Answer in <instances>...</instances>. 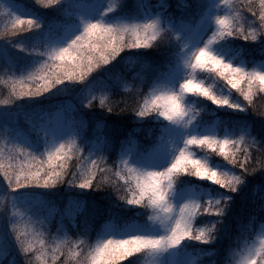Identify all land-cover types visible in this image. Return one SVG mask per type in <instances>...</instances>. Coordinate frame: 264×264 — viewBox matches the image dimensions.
I'll list each match as a JSON object with an SVG mask.
<instances>
[{
	"label": "clouds",
	"instance_id": "9594fccd",
	"mask_svg": "<svg viewBox=\"0 0 264 264\" xmlns=\"http://www.w3.org/2000/svg\"><path fill=\"white\" fill-rule=\"evenodd\" d=\"M108 2L109 0H100L101 4L106 5ZM111 2L116 9L115 14L101 15L95 19L102 20L106 27H110L117 37L115 43L123 44L124 47L119 54L101 47L100 51L106 52L107 59L98 53L86 52V56L93 57L91 62L87 59L84 61L85 68L90 63L93 65L89 75L63 88H54L57 93H67L69 87L80 85L75 103L73 100H65L58 103L54 110L59 111L66 104L78 109V106H82L83 109L94 110L97 107L94 103L97 99L96 93L101 92L105 96V102L104 106H101L99 101V107L112 112L108 110L109 98L119 90L124 94L135 96L132 112L134 121L138 125L149 120L155 122L154 127L148 130L149 135L146 139L151 140L150 132L155 130V125L165 124L177 131L176 146L157 159L133 161L129 165L132 169L131 178L126 183L109 182L96 188L103 189L106 185L110 186L111 192L106 193L115 196L114 206L125 211L130 210L134 214L125 217L110 212L101 226L95 229L94 234L88 226L76 225L77 236L82 241L81 251L73 258L68 253V248L74 242L73 239L68 245H62L65 258L61 264H116L119 258L126 256L131 257L130 264H169L171 253L184 250L193 257L195 264H264V215H260L264 212V189L260 185H257L251 193L252 202L258 205L259 211L239 220L236 231L228 238L222 254L217 247L225 240V224L236 194L246 185L250 176L264 172V168L259 165H254L257 169L255 172L240 171L238 166L230 164L228 156L222 153L220 148L225 145L231 152L239 155L251 152L250 149H254L256 144L264 148V137H259L251 130V125H246L244 122L231 130H228L226 124L223 131L219 126L205 122V116L214 111L208 101L216 106H219L218 102L224 99L230 100L233 104L243 103L240 92L234 87V82L228 81V77L239 75L234 69H243L255 75V84L259 88L260 83L264 81V62L253 63L236 54H230L231 42L235 41L230 37L213 45H208L206 42L203 48L192 46L185 53V58H190L189 64L182 65L177 78L170 81L165 88L157 89L154 77L149 80L147 76L137 72L126 74L125 70L143 64L134 55L135 51H131L140 48H129L128 45L136 43L137 33L140 31L133 26H143L146 22L159 19L158 28L154 27L151 32L139 36L140 39L153 40L151 47L143 49L174 50L180 42L179 34L174 32L169 24L168 18L174 17L169 11L171 6L167 0H157L156 4H152V13L144 15L143 9L137 10L139 0H134L136 11L133 13L123 11L128 0H111ZM181 2L186 5V0ZM162 3H166L167 6L161 7ZM216 3L219 13L229 17L230 27L236 38L261 45L264 39V21L248 13L249 8L257 7L256 0H231L229 5H225L224 0H216ZM4 18H8L7 14L0 15V19ZM250 33H255L256 38L253 39ZM241 59L246 63L241 64ZM118 60L124 70L107 72L109 66ZM71 67L72 75H77L75 64ZM101 72H105L107 79L111 81L107 87H99L97 82L92 80L94 75ZM220 73L224 75L220 76ZM247 84L248 79L245 78L242 87ZM54 89L45 94L53 93ZM233 89L239 94L238 96L233 93ZM45 94L35 98L45 97ZM259 94L261 101H264V92ZM93 96L96 97L95 100H92ZM24 100V98L10 97L9 94L0 96V104L10 101L9 107L18 105V102ZM145 104L150 105L154 111L145 117H140L139 107ZM220 108L222 107L219 106L217 109ZM244 108L246 110L240 112L248 113L250 110H255V107H249L247 104H244ZM258 115L264 118V112H259ZM9 127L11 126L8 124L0 125V136H5ZM135 131L136 128L131 130V132ZM85 136L81 133L79 137L78 143L81 149L88 148ZM212 145H215V148L211 147ZM260 156H264V152H260ZM216 158L219 160L214 163ZM186 178L210 182L211 185H218L223 191H213L202 188L196 183H186ZM56 186L46 189H56ZM30 187L36 186L20 189ZM179 193L187 194L180 196ZM138 197H142L139 203L135 202ZM9 198L12 208L23 207L25 204L19 201L18 191L14 190V187L7 184L3 191H0V222L8 224V234L19 254H23V264H29V261L31 264H46L49 254L56 249L57 241L63 238V229L57 227L56 232L53 233L50 222L40 224L38 210H31V215L10 214L6 203ZM83 203L87 206L86 201ZM209 209H214L215 214H208ZM25 224L34 225V231L42 232L43 240L46 242V247L38 245L30 255L24 253L20 245V241L33 240L34 233L26 230ZM108 224H114L115 230L105 231V226ZM13 225L19 227L14 229ZM204 245L210 247L207 249L201 247Z\"/></svg>",
	"mask_w": 264,
	"mask_h": 264
},
{
	"label": "snow or ice",
	"instance_id": "6c2138e0",
	"mask_svg": "<svg viewBox=\"0 0 264 264\" xmlns=\"http://www.w3.org/2000/svg\"><path fill=\"white\" fill-rule=\"evenodd\" d=\"M231 0H224L225 5H229ZM37 4L45 8H50L57 12V16L45 21L35 12L23 13L17 4V0H0V15L7 14L8 24L0 31V39L5 44L19 48L20 51L38 57L33 66L23 69L19 76L14 69L16 62L5 56L0 58L5 67V73L11 72L6 84H10L9 96L14 98H35L43 95L54 88H61L73 83L75 80H82L92 70L90 63L87 68L84 67V61H92V56H86V52L98 53L101 57L107 59L106 52H101V47L113 50L114 54L124 47L123 44H116V35L110 27H106L102 20L95 18L101 15H114L116 9L113 8L111 0L105 5L100 0H37ZM257 7L249 8L250 16L260 21H264V0H256ZM161 7H166L162 3ZM196 11L189 18L177 20L169 17V24L172 30L179 34V45L174 50H169L165 61L154 68L156 88L163 89L170 81L177 78L181 72L182 65L187 66L189 59L185 58V53L192 46L203 48L205 43L213 45L221 42L224 38H234L229 23V17L219 13L216 0H199L196 4ZM102 9L104 10L102 12ZM143 9L144 15H149L153 11V6L148 0H139L137 10ZM10 25V27H9ZM159 19L146 22L143 26H133L140 31L137 33L135 44H129L128 47H138L140 49L151 47L153 40L150 38L140 39L139 36L151 32L154 27L158 28ZM215 25V29H214ZM35 29L32 34L35 39L29 43L16 44L9 36H16L21 31ZM255 39V33H250ZM247 38V37H245ZM6 51V50H5ZM264 56V39L261 41L259 49ZM239 56V53H236ZM141 63L148 62L142 56H137ZM67 62V63H66ZM241 64L246 63L243 59ZM75 64V72L71 65ZM239 75L228 77L229 83L234 82V87L240 92L243 98L242 104H233L230 100L219 101L220 107H227L238 112L246 110L244 102L251 107H255L254 97L260 92H264V81L260 83L259 88L255 84L256 76L249 74L243 69H234ZM63 73V74H62ZM223 76L224 73H220ZM245 78L248 84L242 87ZM35 82V83H33ZM19 86V87H17ZM25 89V90H21ZM96 97L93 96L92 100ZM105 96L100 97L101 106H104ZM10 101H4L0 104V109H7ZM108 110L113 111L111 104ZM154 109L145 104L139 107L138 115L145 117ZM87 122L85 119H69L64 113H58L54 120L48 121L39 127L34 126V136L25 135L13 129L7 128L5 136H0V173L3 180L14 190L22 187H51L66 182L79 189L99 188L104 183H126L132 174L129 165L133 161H150L165 155L169 150L175 148L177 131L165 124L158 125L154 131H151V140L149 143L141 142L135 132L128 133L127 137L119 144L118 162L113 161L108 164L101 154L105 151L113 150L112 140L105 138L102 142L97 139L95 142L89 140L90 148L81 149L78 143L81 133H84ZM105 125L97 122V129L102 130ZM42 133V135H41ZM5 137L7 139H5ZM211 147L215 148V145ZM42 149V150H41ZM220 151L228 156L229 162L233 166H238L242 172L249 170L255 172L254 165L264 168V156L254 157L253 152L236 154L231 152L225 145H222ZM264 152V148L260 149ZM85 153H87L85 155ZM75 157L77 163L76 171H70V161ZM103 165V166H102ZM71 177L70 179H66ZM99 177V179H97ZM172 190L175 191L174 187ZM187 193H179L184 196ZM142 197H138L135 202L139 203ZM14 214L23 216L22 213L15 211ZM208 214H215L214 209H209ZM43 224L44 221H39ZM19 227L13 225V228ZM114 224L105 226V231H114ZM24 228L33 231V240L20 241L21 249L24 253L32 254L36 247H46L43 240V233L34 231V225L25 224ZM199 239V237H197ZM72 238L66 233L61 240L57 241L56 249L49 254L51 264H61L60 257L65 258V251L62 245H68ZM82 241L72 242L68 248V253L75 258L79 255ZM8 252L5 248H0V264H9ZM43 258V255H40ZM129 257H121L116 264L121 261H127L130 264ZM29 264L31 262L29 261ZM46 264H49L48 260ZM170 264V262H169ZM171 264H195L194 260L187 258L175 259Z\"/></svg>",
	"mask_w": 264,
	"mask_h": 264
},
{
	"label": "trees",
	"instance_id": "16d2710c",
	"mask_svg": "<svg viewBox=\"0 0 264 264\" xmlns=\"http://www.w3.org/2000/svg\"><path fill=\"white\" fill-rule=\"evenodd\" d=\"M148 2L156 4L157 0H148ZM18 3L23 4L28 11L37 13L40 17H43L45 21L57 16L55 10L37 4V0H17V4ZM167 3L171 6L169 11L173 13L174 18L179 20L181 18H189L196 11L195 6L198 3V0H186L187 6L182 3L181 0H167ZM123 11L128 13L135 12L134 0H128ZM6 24H8V18L0 19V31L4 29ZM35 31V29L21 31L16 36L10 35L9 38L16 44H30L32 40L35 39V36L32 34ZM231 39H234L235 41L231 42L230 54L239 53L240 57L253 63L264 61V56H262L259 51L261 48L260 44L243 41L236 37ZM131 51H135L134 55L142 56L148 63L136 65L130 70H125L126 74L131 75L132 72H137L141 75L147 76L149 80L155 76L154 68L163 63L169 53V51L165 49L159 51L153 49ZM5 56L16 62V68L14 71L17 76L21 74L23 69L33 66L38 59V57L30 56L20 51L19 48H14L12 45L5 44L4 40L0 39V58ZM5 67L6 65L3 62H0V96H7L10 91V84H6L3 81H7L12 73L8 72L6 74ZM117 69L124 70L123 65L119 60L109 66L106 71L115 72ZM92 80L96 81L97 86L99 87H107L111 83V81L107 79L105 72L94 75ZM63 87L64 86H61V88ZM80 87V85L71 86L67 93H57V90L54 89L53 93L45 94L46 96L42 98H32L30 100L25 97V100L18 102V105L10 106L7 109H0V125L8 124L13 129H17L25 135L34 136L35 133L33 132V127H38L41 116L46 113H53L56 105L65 100H73L75 103V97L79 93ZM232 91L235 95H239L236 93V90L233 89ZM102 95L101 92L96 93L97 99L94 103L97 107L94 110L90 111L83 109L82 106H78L79 109L76 108L74 116L77 121L83 118L87 122L84 134L86 135L85 139L88 148L91 147L89 140L94 142L97 139L102 142L105 138H110L112 140L113 150L101 153L104 156L105 161L108 164H111L113 161L118 162L119 144L127 137L132 129H137L135 134L141 142L149 143L150 140L146 139V137L149 135L148 130L154 127L155 122L149 120L142 125H138L134 121V113L132 112V108L135 105L134 95L124 94L117 90L115 94L109 98V102L114 109L112 112H107L106 109H101L99 107V101ZM260 95L261 94H258L254 97L255 110H250L248 113L238 112L235 109H228L227 107L217 109L219 106L208 101L207 103L214 111L205 116V122L212 124L217 120L219 127L222 130L226 124L229 129H232L238 127L241 122H244L246 125H251V130L255 134L259 137H264V118L258 115L259 112H264V101H261ZM240 99L243 100L242 97H240ZM244 103L246 104V102ZM97 122H103L105 127L102 130H98ZM157 126L158 125H155V128ZM5 139L7 138L5 137ZM260 149L261 145L259 144H256L254 149H250V151L254 153L255 158L260 156ZM86 154L87 153H85V155ZM218 160L219 158H216L213 162L216 163ZM76 163L77 161L75 157H73L70 161V171H76ZM70 178L71 177H67L66 179ZM97 179H99V177H97ZM185 182L189 184L196 183L202 188L211 189L213 191H223L218 185H211L210 182L207 181H195L194 178L191 180L186 178ZM6 185L7 182L3 180V175L0 173V191H3ZM257 185H260L261 188L264 189V172H258L257 174L250 176L246 185L238 194H236L234 205L229 214L227 223L225 224V240L222 244L217 246L220 248L221 254L223 253L224 246H226L228 242V238L236 231V226L239 220L245 219L249 215L259 211L258 205L253 204L251 196L252 190ZM56 187V189L30 187L18 189L17 191L18 194L29 193L34 197L38 196L39 201L31 210H38L40 213V220L44 221V223L47 224L50 222V227L53 233L56 232L57 227H61L63 229L62 234L64 235L66 233L77 244L80 240L77 236L76 225L88 226L94 234L95 229L101 226L110 212L119 213L125 217L134 214L130 210L125 211L114 206L113 201L115 200V196L109 194L111 192L110 186L106 185L103 189H96L95 187L92 189H79L64 182L63 184H57ZM84 201L87 202V206L84 205ZM6 203H8L9 206L10 198ZM31 210L25 213V215H31ZM260 215H264V212H261ZM201 247L207 249L210 246L204 245ZM0 248H5L7 250L8 262H11V264H23V254H19L16 245L8 234V224L6 222H0ZM181 252L185 253L187 250ZM47 259L49 264H51L50 255ZM63 259L64 257L61 256L60 260ZM128 259H131V257ZM121 264H127V261H121Z\"/></svg>",
	"mask_w": 264,
	"mask_h": 264
},
{
	"label": "rangeland",
	"instance_id": "374dc122",
	"mask_svg": "<svg viewBox=\"0 0 264 264\" xmlns=\"http://www.w3.org/2000/svg\"><path fill=\"white\" fill-rule=\"evenodd\" d=\"M18 5H19V8L22 10L23 13H30V11H28L24 7L23 4L18 3ZM75 111H76V108L73 107V105L66 104L59 111H54L53 113H50V114L46 113V114L42 115L41 118H40L38 127L40 125H42V124H47L48 121H50V120H54L58 113H64L67 118L75 120V116H74V112ZM212 124H215V125L219 126L217 120L215 122H213ZM220 130H222V129L220 128ZM228 130H231V129L228 128ZM41 135H42V133H41ZM18 197H19V201L22 204H25V206H23V207L18 206L15 209V211H18V212L22 213L23 215H25V213L29 212L39 201V197L38 196L34 197L33 195H31L29 193L18 194ZM9 210H10L11 213L14 212V209L11 207V202L9 203ZM182 258H187L188 260H194L193 257L190 254H188V252L182 253L181 251H174L169 256V262L171 264V262H173L175 259H182Z\"/></svg>",
	"mask_w": 264,
	"mask_h": 264
}]
</instances>
